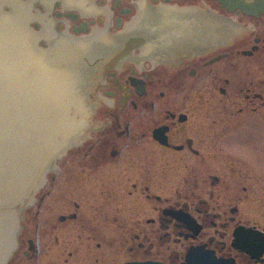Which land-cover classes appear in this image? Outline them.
Returning <instances> with one entry per match:
<instances>
[{"label":"flooded vegetation","instance_id":"1","mask_svg":"<svg viewBox=\"0 0 264 264\" xmlns=\"http://www.w3.org/2000/svg\"><path fill=\"white\" fill-rule=\"evenodd\" d=\"M92 1L51 12L91 38L94 117L46 171L65 211L33 222L25 257L42 236L44 264H264V0Z\"/></svg>","mask_w":264,"mask_h":264},{"label":"water","instance_id":"2","mask_svg":"<svg viewBox=\"0 0 264 264\" xmlns=\"http://www.w3.org/2000/svg\"><path fill=\"white\" fill-rule=\"evenodd\" d=\"M88 1L93 2L0 0V264L16 244L46 171L74 149L69 147L82 143L94 117L84 72L89 69L85 56L94 49L91 38L56 31L51 16L56 2L84 13L101 11L93 3L86 6ZM37 2L44 13L33 12ZM35 20L39 30L30 25Z\"/></svg>","mask_w":264,"mask_h":264},{"label":"rangeland","instance_id":"3","mask_svg":"<svg viewBox=\"0 0 264 264\" xmlns=\"http://www.w3.org/2000/svg\"><path fill=\"white\" fill-rule=\"evenodd\" d=\"M85 149V148H83ZM75 150H78L77 148L72 149L70 152H74ZM60 162V161H59ZM58 162V163H59ZM50 187L53 188V191L51 193V196L48 197L43 204L42 207H38V200L42 194H44ZM76 189V188H75ZM79 191V190H78ZM82 192V191H81ZM79 192L80 194H82ZM62 190L59 186V183H57L55 186H49V184H45L43 187L39 189L37 194L35 195V198L37 201L32 206H29L23 224L22 228L19 234V237L17 239L16 246L14 247V250L11 253V258H8L7 262L5 264H44L45 261L42 260L44 256V247H45V239L42 236L40 237V244H39V251L37 255L40 256V261L37 258L28 259L25 257L23 250L27 248V243L23 244V239L27 238V236H34L37 237V230L36 227L33 228L32 224L34 221H43L47 215L54 214L59 215L61 212L65 211L64 206L66 204H62V202L67 201L66 199H63L61 197ZM78 193V192H77ZM74 194V190L68 191V194H66V197H69ZM82 203L84 204V210L82 209V215L85 216V214H89L92 208V203L94 200V197L90 198V196H82L80 197ZM91 206V207H90ZM125 209V208H124ZM36 211H39V215L36 216ZM35 217V219L33 218ZM33 218V219H32ZM20 246V247H19ZM19 247V248H17ZM108 250H102L98 251V255L100 256L101 260L98 264H121L124 261L123 255L118 254H110L108 255ZM111 257V259H110Z\"/></svg>","mask_w":264,"mask_h":264},{"label":"bare ground","instance_id":"4","mask_svg":"<svg viewBox=\"0 0 264 264\" xmlns=\"http://www.w3.org/2000/svg\"><path fill=\"white\" fill-rule=\"evenodd\" d=\"M44 183H45V182H44ZM41 187H42V186H41ZM34 200H35V197H34V199H33L32 202H34ZM32 202H31V203H32ZM16 243H17V241H16ZM15 246H16V244H15ZM15 246H14V247H15ZM13 250H14V248H13ZM13 250H12V251H13ZM11 253H12V252H11ZM10 255H11V254H10ZM9 257H10V256H9Z\"/></svg>","mask_w":264,"mask_h":264}]
</instances>
